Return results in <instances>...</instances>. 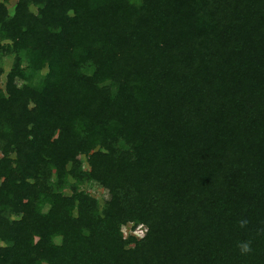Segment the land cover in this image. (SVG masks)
<instances>
[{"label": "trees", "instance_id": "trees-1", "mask_svg": "<svg viewBox=\"0 0 264 264\" xmlns=\"http://www.w3.org/2000/svg\"><path fill=\"white\" fill-rule=\"evenodd\" d=\"M10 1L0 264H264V0Z\"/></svg>", "mask_w": 264, "mask_h": 264}, {"label": "rangeland", "instance_id": "rangeland-1", "mask_svg": "<svg viewBox=\"0 0 264 264\" xmlns=\"http://www.w3.org/2000/svg\"><path fill=\"white\" fill-rule=\"evenodd\" d=\"M16 2L17 0H11L9 3H8V8L10 9V11L13 10V8L15 7L16 5ZM11 60L9 59H6L5 62H4V68L6 69V71L8 72L11 68ZM90 193L96 197V198H99V199H104V198H107V192L104 190V189H101L97 186H94L92 187L91 189H89ZM123 232L124 234L128 235V234H133V235H142V233L144 232V230L142 229H137L136 231L132 230V226L130 224L128 225H125L123 227Z\"/></svg>", "mask_w": 264, "mask_h": 264}, {"label": "clouds", "instance_id": "clouds-1", "mask_svg": "<svg viewBox=\"0 0 264 264\" xmlns=\"http://www.w3.org/2000/svg\"><path fill=\"white\" fill-rule=\"evenodd\" d=\"M238 223L240 228L243 229L247 227L249 221L247 218H241ZM260 231L264 232V228L260 229ZM236 247L239 249L241 255H247L254 251L250 240L238 241Z\"/></svg>", "mask_w": 264, "mask_h": 264}]
</instances>
